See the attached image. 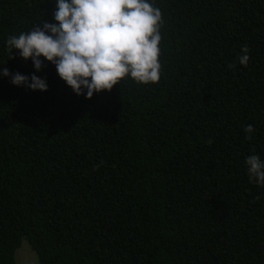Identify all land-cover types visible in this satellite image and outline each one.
<instances>
[{"label": "trees", "instance_id": "trees-1", "mask_svg": "<svg viewBox=\"0 0 264 264\" xmlns=\"http://www.w3.org/2000/svg\"><path fill=\"white\" fill-rule=\"evenodd\" d=\"M264 264V0H0V264Z\"/></svg>", "mask_w": 264, "mask_h": 264}, {"label": "rangeland", "instance_id": "rangeland-1", "mask_svg": "<svg viewBox=\"0 0 264 264\" xmlns=\"http://www.w3.org/2000/svg\"><path fill=\"white\" fill-rule=\"evenodd\" d=\"M16 264H39L35 253L31 250L26 240H22L20 247L14 254Z\"/></svg>", "mask_w": 264, "mask_h": 264}]
</instances>
